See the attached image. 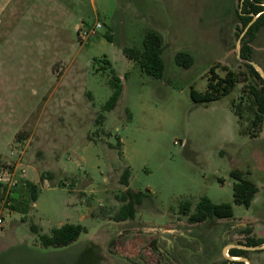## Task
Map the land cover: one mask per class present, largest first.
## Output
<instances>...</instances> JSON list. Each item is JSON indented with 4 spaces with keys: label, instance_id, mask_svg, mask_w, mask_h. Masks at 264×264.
Returning a JSON list of instances; mask_svg holds the SVG:
<instances>
[{
    "label": "rangeland",
    "instance_id": "1",
    "mask_svg": "<svg viewBox=\"0 0 264 264\" xmlns=\"http://www.w3.org/2000/svg\"><path fill=\"white\" fill-rule=\"evenodd\" d=\"M240 3L0 0V170L20 180L0 196V264H222L243 228L264 238V122L251 136L232 108L244 82L206 103L191 96L216 62L220 74L222 64L248 71ZM150 29L163 36L162 77L125 52L143 49ZM257 33L253 58L264 67V26ZM181 49L190 66L177 62ZM114 74L123 92L106 109ZM234 168L258 185L249 207L234 200ZM128 187L145 196L119 221ZM204 196L231 202L234 216L191 223L181 205L195 211ZM65 223L84 227L76 241L42 243ZM250 251L246 264H264V249Z\"/></svg>",
    "mask_w": 264,
    "mask_h": 264
},
{
    "label": "trees",
    "instance_id": "2",
    "mask_svg": "<svg viewBox=\"0 0 264 264\" xmlns=\"http://www.w3.org/2000/svg\"><path fill=\"white\" fill-rule=\"evenodd\" d=\"M239 14L244 26L254 18L255 14H259L242 38L241 56L249 58L253 55L252 53L254 51L252 41L256 38L257 32L264 26V0H243L242 10ZM107 36L113 39L111 33H108ZM125 52L127 56L137 60L141 67L149 74L156 77L163 76L165 70V61L163 58L164 44L163 36L158 30L150 29L146 32L143 49L129 46L125 47ZM175 56L177 62L185 66H190L194 62V56L187 50H178ZM104 60L110 64L108 58L104 57ZM245 63L248 66V71L244 73L241 70L222 64L224 74H220L216 68L221 63L216 62L211 67L207 88L202 91L192 87L191 96L197 102L206 103L230 93L237 85V82H244L238 98L232 100V108L239 116L241 123L247 122L244 130L251 136H257L264 122V77L251 62L245 61ZM111 84L113 86V93L105 103L106 109L113 108L123 92L121 77L115 74L112 75ZM102 117L103 115H101V119ZM21 136L23 134L19 132L17 137L20 138ZM232 174L236 178L234 183L235 202L246 204L249 207L258 191V185L243 169L234 168ZM129 175L130 169L126 168L121 177L123 183L128 184ZM27 183L31 188L32 196L35 197L37 193L36 183L30 180H27ZM5 191L6 186L0 182V196H4ZM144 196L145 192L142 190L136 191L128 187L122 194V199H126L127 201L121 205V208L116 214L118 220L122 221L128 218H135L137 211L136 205L142 203ZM181 211L185 214L191 213L189 200L182 203ZM233 216L234 209L231 202H215L210 197L204 196L197 203L195 211L190 214L189 220L196 222L213 218H231ZM83 231L84 227L80 224L65 223L59 227H55L50 234H41V240L46 246L60 248L76 241ZM250 243L255 245L262 244L264 243V238L253 240ZM239 253H241L240 249L234 248L231 250V254L233 255ZM237 264L244 263L238 262Z\"/></svg>",
    "mask_w": 264,
    "mask_h": 264
},
{
    "label": "flooded vegetation",
    "instance_id": "3",
    "mask_svg": "<svg viewBox=\"0 0 264 264\" xmlns=\"http://www.w3.org/2000/svg\"><path fill=\"white\" fill-rule=\"evenodd\" d=\"M242 1L243 0H241V5H240V10H239V13H240V11L242 10ZM259 14H255L254 15V18L245 26V28L247 27V29L245 30H243V33L245 32V31H247L248 30V28H249V26L251 25V23L257 18V16H258ZM243 33L241 34V36L243 35ZM258 34V33H257ZM241 36H240V39H241ZM244 37V36H243ZM242 37V38H243ZM242 44V43H241ZM253 48H254V46H253ZM254 52V51H253ZM253 54V53H252ZM252 58H253V55L251 56ZM254 59V58H253ZM191 213H193V211H191ZM191 213H189V214H187V216H188V219H189V217H190V214ZM185 214V213H184ZM232 218V217H231ZM129 219H131V218H128L127 220H129ZM214 219V218H213ZM229 219V218H228ZM208 220V219H207ZM207 220H205V221H207ZM120 221V220H119ZM122 221H124V220H122ZM190 221V220H189ZM205 221H196V222H191V223H202V222H205ZM243 228V227H242ZM243 229H245V231L247 232V235H246V237L244 238L245 240H243V241H239V243H229L228 245H227V247L229 248V254L228 255H225L226 256V258L223 260L224 262L222 263V264H237L238 262H241V263H244V264H246V262H245V260H249L250 259V257H249V252H251L250 250H263L264 248H259V246H262V245H264V243H262V244H251L250 242L251 241H253V240H258V239H260V237H256L254 234H253V229H251L250 227H245V228H243ZM234 248H237V249H240L241 250V253H239V254H231V250L232 249H234ZM102 261L103 260H101V261H99V259H98V262H99V264H102Z\"/></svg>",
    "mask_w": 264,
    "mask_h": 264
},
{
    "label": "built area",
    "instance_id": "4",
    "mask_svg": "<svg viewBox=\"0 0 264 264\" xmlns=\"http://www.w3.org/2000/svg\"><path fill=\"white\" fill-rule=\"evenodd\" d=\"M102 23L98 22L94 27H92V32L96 31L98 26H101ZM0 182L6 186L8 190L13 189L17 185H19L20 180L18 179L16 173L10 168H3L0 170ZM3 226V218L0 217V227Z\"/></svg>",
    "mask_w": 264,
    "mask_h": 264
},
{
    "label": "water",
    "instance_id": "5",
    "mask_svg": "<svg viewBox=\"0 0 264 264\" xmlns=\"http://www.w3.org/2000/svg\"><path fill=\"white\" fill-rule=\"evenodd\" d=\"M247 27L245 28V30L247 29ZM239 44L240 43L238 42V52L240 54V57L245 59L246 61L251 62L259 70L261 75L264 77V67L261 64H259L256 60H254L252 57H249V58L242 57L241 56V45H239ZM259 248H264V245L259 246Z\"/></svg>",
    "mask_w": 264,
    "mask_h": 264
}]
</instances>
